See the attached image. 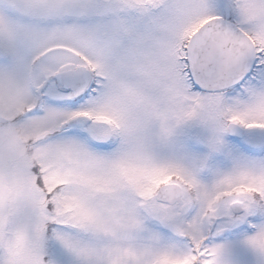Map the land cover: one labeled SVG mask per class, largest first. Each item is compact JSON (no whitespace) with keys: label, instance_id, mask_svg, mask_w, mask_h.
Segmentation results:
<instances>
[{"label":"snow or ice","instance_id":"6c2138e0","mask_svg":"<svg viewBox=\"0 0 264 264\" xmlns=\"http://www.w3.org/2000/svg\"><path fill=\"white\" fill-rule=\"evenodd\" d=\"M0 264H264V0H0Z\"/></svg>","mask_w":264,"mask_h":264}]
</instances>
